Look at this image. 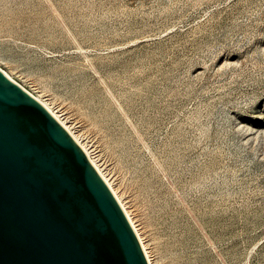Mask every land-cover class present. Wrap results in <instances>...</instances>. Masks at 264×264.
I'll return each mask as SVG.
<instances>
[{
    "label": "rangeland",
    "instance_id": "rangeland-1",
    "mask_svg": "<svg viewBox=\"0 0 264 264\" xmlns=\"http://www.w3.org/2000/svg\"><path fill=\"white\" fill-rule=\"evenodd\" d=\"M0 69L88 147L155 264H264V0H0Z\"/></svg>",
    "mask_w": 264,
    "mask_h": 264
},
{
    "label": "water",
    "instance_id": "water-1",
    "mask_svg": "<svg viewBox=\"0 0 264 264\" xmlns=\"http://www.w3.org/2000/svg\"><path fill=\"white\" fill-rule=\"evenodd\" d=\"M0 264H149L81 145L1 69Z\"/></svg>",
    "mask_w": 264,
    "mask_h": 264
},
{
    "label": "bare ground",
    "instance_id": "bare-ground-1",
    "mask_svg": "<svg viewBox=\"0 0 264 264\" xmlns=\"http://www.w3.org/2000/svg\"><path fill=\"white\" fill-rule=\"evenodd\" d=\"M29 21L31 22V20H23V21H17L16 25H13V28L15 27L17 30H21L23 28L26 27L27 24H29ZM7 24V23H6ZM9 24V23H8ZM12 24V23H11ZM10 25V24H9ZM9 27V26H8ZM12 28V27H11ZM9 78H11L12 80H14V78L6 71H4L3 69H1ZM29 92V91H28ZM30 94H32L37 100H39L55 117L56 119L70 132V134L74 137V139L81 145V147L84 149V151L86 152L87 156L89 157L90 161L94 164V166L96 167V169L98 170V172L101 174V176L104 178V180L107 182V184L109 185V187L111 188V190L113 191L114 195L116 196V198L118 199V201L120 202L122 208L124 209L130 223L132 224L141 244L142 247L144 249V252L146 254V257L149 261V264H155V261L152 258L151 252L149 250V246L148 244L145 242V239L143 237V234L141 232V230L139 229L137 222L135 221V218L133 217L132 213L130 210H128V206L126 204V202H124V200L122 199V196L119 194V191L117 188L114 187V185L112 184V182L110 181L109 177L104 173V171L101 169V167L98 165L97 161L93 158L91 152L89 151L88 147L83 144L80 141L79 136H77L72 129L61 119V117L45 102L43 101L40 97L35 96L33 93L29 92Z\"/></svg>",
    "mask_w": 264,
    "mask_h": 264
}]
</instances>
